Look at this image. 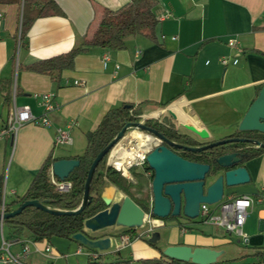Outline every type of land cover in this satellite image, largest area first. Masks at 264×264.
Instances as JSON below:
<instances>
[{
  "label": "crops",
  "instance_id": "1",
  "mask_svg": "<svg viewBox=\"0 0 264 264\" xmlns=\"http://www.w3.org/2000/svg\"><path fill=\"white\" fill-rule=\"evenodd\" d=\"M131 1L56 0L64 14L37 19L23 39V3L0 4V124L7 121L14 106H29L40 116L43 108L35 95L52 93L57 105L49 113L52 126L28 123L19 129L14 146L11 140L1 142L4 152L11 146L13 150L10 169L14 181L6 202L11 208H18L15 202L25 196L48 158L82 156L87 134L96 131L112 109L131 106L140 117L150 115L149 119L170 124L200 144L239 132L240 123L264 86V0H158L155 40L134 36L126 39L123 50L91 48L76 57L73 68L60 74L28 70L36 62L80 47L93 36L105 10H119ZM230 39L237 41V48L229 46ZM105 56H109L106 66ZM222 57L229 59L228 66L220 63ZM235 59L236 65L232 64ZM75 81L82 84L75 85ZM168 107L206 129L210 138L202 140L185 131L166 111ZM71 122L75 123L70 131L72 143L56 146V129ZM240 150L257 153L244 162L251 181L226 188L223 200L242 195L255 199L243 227L246 238L236 236L242 248L233 246L231 233L201 219L152 215L144 227L134 229V235L123 234L128 228L117 226L97 232L86 229L85 235L92 240L111 238L107 251H91L68 238L37 242L27 230L14 233L3 223L0 233L11 243L14 254H20L29 243L31 252L22 259L24 264H88L98 256L110 260L116 252L134 261L155 259L160 257L159 251L139 237L144 233L148 238L154 232L161 234L157 246L162 250L173 245L205 247L222 253L218 262L246 256L249 264H264V152L259 154L251 144L240 146ZM108 160L109 156L106 165ZM131 172L124 177L136 183ZM102 196L122 201L128 195L108 182ZM4 227H8L7 234ZM122 235L130 237L123 247ZM47 246L51 247L49 253Z\"/></svg>",
  "mask_w": 264,
  "mask_h": 264
},
{
  "label": "trees",
  "instance_id": "2",
  "mask_svg": "<svg viewBox=\"0 0 264 264\" xmlns=\"http://www.w3.org/2000/svg\"><path fill=\"white\" fill-rule=\"evenodd\" d=\"M23 3V17L21 24V39L29 31L32 24L39 18L61 16L62 9L56 0H0V4H20ZM158 0H132L129 4L119 10H105L98 27L89 39H85L80 47L71 51L42 60L28 66V70L38 73L53 75L60 74L64 70L71 69L74 66L76 57L91 48H104L108 50H123L126 47V39L134 36H142L151 40L156 39V30L158 18L154 9ZM140 112L132 108L122 106L110 110L96 131L87 134V146L84 154L78 157L80 166L77 167L67 179L72 183V189L68 193H59L55 190L49 180V173L54 162V158H48L33 182L20 200L15 203L18 207L27 200H37L52 210L71 211L77 209L83 200L85 184L89 169L98 153L108 146L128 123H139L141 121ZM144 123L162 134L168 139L181 145L198 147L206 144H200L192 137L180 134L176 128L170 124L162 123L155 119H148ZM157 127V128H156ZM252 138L257 139L264 144V134L257 132H237L229 138ZM245 144H232L214 148L202 154L186 152L182 155L187 160L207 163L210 162V156H219L224 153L234 151ZM259 154L264 152L263 148H258ZM245 161L255 157L257 153H248ZM107 155L99 164L90 187L92 202L78 215H52L34 207L25 209L20 215L3 221V226L7 225L13 229L14 233L27 230L31 239L37 242L50 240L53 237L72 239L77 233L86 234L85 221L98 212L107 208L103 199L102 192L106 183H111L125 192L138 206L146 213H151L152 188L151 183L145 176L137 177L132 172L136 183L125 178L121 172L111 166H107ZM136 168V167H134ZM132 168V170L134 169ZM146 169L149 170L146 163ZM4 184L0 177V206L2 205ZM15 209L6 203L5 212H11ZM134 235V229H126L123 234ZM87 235V234H86ZM150 246L159 251L160 257L155 259H143L134 261L133 259H124L119 252L112 253L109 261H104L102 256L92 258L88 264H193L191 262H181L171 259L164 255L163 250L158 248L157 244L148 242ZM97 252V250L90 249ZM125 262H116L118 260ZM232 260V264H237ZM225 264V263H224Z\"/></svg>",
  "mask_w": 264,
  "mask_h": 264
},
{
  "label": "water",
  "instance_id": "3",
  "mask_svg": "<svg viewBox=\"0 0 264 264\" xmlns=\"http://www.w3.org/2000/svg\"><path fill=\"white\" fill-rule=\"evenodd\" d=\"M126 107L130 108L131 106ZM166 111L184 130L202 140L210 138L206 129L198 128L178 111L171 107H168ZM129 130H139L162 141L161 145L154 147L146 154V163L149 170L153 172L151 215L160 219L183 217L188 220H196L200 214L201 204L214 205L223 200L226 188L245 185L251 181L250 174L244 165L247 156L244 152L234 150L219 156H210V162L201 163L185 159L179 155L178 150L202 154L214 148L232 144H251L264 149V144L258 140L239 137L226 138L198 147L185 146L171 141L164 134L148 127L143 122L128 123L116 138L98 153L91 164L86 179L84 197L77 209L71 211L52 210L37 200H27L11 212H0V223L20 215L29 207L57 216L80 214L92 202L90 187L99 164L107 155L111 154L113 149L126 137ZM238 130L243 133L264 134V86L240 123ZM79 166L80 160L78 159H61L54 162L51 169L55 177L64 181ZM102 199L107 208L87 219L84 224L85 229L92 232L115 226L138 229L146 224L148 219L146 212L129 196H125L122 201H114L112 197L103 196ZM72 239L89 249L98 251H107L112 244L110 237L92 240L84 233H77L73 235ZM160 239L161 234L154 232L149 237V242L157 244ZM163 253L171 259L193 264H215L222 255L217 250L205 247L192 248L187 245L168 246L163 250ZM125 261L122 259L116 262Z\"/></svg>",
  "mask_w": 264,
  "mask_h": 264
},
{
  "label": "built area",
  "instance_id": "4",
  "mask_svg": "<svg viewBox=\"0 0 264 264\" xmlns=\"http://www.w3.org/2000/svg\"><path fill=\"white\" fill-rule=\"evenodd\" d=\"M168 16L169 14H167L164 17H168ZM164 17H162L161 19H163ZM173 39H175V37ZM228 44L231 48H237V41L235 39H230L228 41ZM108 61H109V56H105L104 66L107 65ZM220 63L223 66H228L230 61L227 57H222L220 58ZM237 63H238L237 59L232 61V64L234 65H236ZM74 83L75 85L82 84V82L79 81H75ZM35 97H39L40 105L43 108V113L40 116H35L32 113L29 106H22V107L14 106L13 109L10 111L7 121H5L3 124H0V143L5 140H11L12 146H14L15 137L19 129L28 123H33L35 125L43 126V127L52 126V121L49 117V113L52 112L57 107V105L53 102L54 94L45 93L38 96L35 95ZM146 118H147L146 116H142L141 117L142 120L140 122L144 123L147 120ZM74 125L75 123L71 122L65 128L58 127L56 129V138H55L56 146H68L72 143L70 131ZM136 131L137 130H134V132ZM140 133L146 134L144 132H140ZM130 135L131 134L125 137L124 140H126L128 143H130L131 141L134 144L135 140L128 139ZM157 141H158L157 144H153L149 147V149H147L144 157L140 161L131 162L126 169L124 167L123 168L119 167L117 163L118 152L115 151L117 146L119 145L118 144L109 155V160H108L109 162L107 166H111L115 168L117 171L121 172V174L125 177L129 176L128 174L129 170H131L132 168L134 167L142 168L145 177L148 178V180L151 183L153 179V174L150 170L146 169V154L154 147L162 144V141H160L159 139H157ZM49 180L50 183L55 188V190L58 191L59 193H68L72 189V183L68 180H64V181L59 180L57 177L54 176L52 169L50 170L49 173ZM258 201L261 200L258 199ZM254 203H255V199L248 195H242L236 198L222 200L214 205H208L203 203L200 206V214L198 219H201L206 224L219 226L225 229L228 233L235 234L240 238H246V235L243 233V227L247 221L250 210L254 206ZM5 205H6V201L5 198H3L2 205L0 207V212L2 213L5 212ZM150 207L152 209V199H151ZM147 216L150 217L151 213L150 214L147 213ZM120 239H121V246L123 247L125 244L129 242L130 237L126 235H122ZM10 247H11V243L6 241L3 238V234H2V242L0 245V264H24L22 262V259L28 256L31 252L29 243L27 242V244L23 247L20 254L12 253ZM45 251L49 253L51 251V247L47 246L45 248Z\"/></svg>",
  "mask_w": 264,
  "mask_h": 264
},
{
  "label": "rangeland",
  "instance_id": "5",
  "mask_svg": "<svg viewBox=\"0 0 264 264\" xmlns=\"http://www.w3.org/2000/svg\"><path fill=\"white\" fill-rule=\"evenodd\" d=\"M149 117H150V115L149 116H147V118L146 119H149ZM167 118H169V117H167ZM169 120H170V118H169ZM181 130H183V129H181ZM186 131V130H185ZM134 132V130H129L128 131V133H127V135H126V137L129 135V134H131V133H133ZM136 132H142V131H139V130H137ZM128 139H130V137L128 138ZM124 140V139H123ZM122 140V141H123ZM61 148V147H60ZM12 155H13V150H12V146L9 148V149H6V152H4V144H0V177L2 178V180H3V184H4V190H3V198H5V201L7 202V201H10V197H11V195H10V193H9V191H11V185H12V183H13V170L11 171V169H10V165H11V161H12ZM132 173L134 174V175H136L137 177H139V176H143L144 175V172H143V169L142 168H134L133 170H132ZM8 227H4V233L5 234H7L8 232H7V229ZM231 235H233L232 237H233V239H234V245L233 246H235L236 248H239V247H241L242 248V245L240 244V243H238V240L236 239V236L237 235H235V234H231ZM139 237L140 238H142L143 240H145L146 242H149V237L147 238L146 237V235L143 233V234H139ZM238 237V236H237ZM240 238V237H239ZM1 242H2V234L0 233V245H1ZM239 246V247H238ZM237 251H240V250H237ZM236 256V254H233V256ZM248 259H250V258H247L246 256L245 257H243V258H241L240 260L238 259L237 261H235L237 264H249L250 263V261H248ZM103 260L104 261H109V259L108 258H105V257H103ZM232 260H228V261H219V262H217V263H215V264H232V262H231Z\"/></svg>",
  "mask_w": 264,
  "mask_h": 264
},
{
  "label": "bare ground",
  "instance_id": "6",
  "mask_svg": "<svg viewBox=\"0 0 264 264\" xmlns=\"http://www.w3.org/2000/svg\"><path fill=\"white\" fill-rule=\"evenodd\" d=\"M131 140H135L133 144L131 141L128 143L126 140L119 143L115 152H118L117 163L121 168H127L131 162L140 161L147 149L153 144H157L158 141L149 134H143L140 132H133L130 135Z\"/></svg>",
  "mask_w": 264,
  "mask_h": 264
},
{
  "label": "flooded vegetation",
  "instance_id": "7",
  "mask_svg": "<svg viewBox=\"0 0 264 264\" xmlns=\"http://www.w3.org/2000/svg\"><path fill=\"white\" fill-rule=\"evenodd\" d=\"M145 125H146V123H144ZM148 127H150V126H148ZM152 128V127H151ZM157 128V127H156ZM154 129V128H153ZM250 139H252V138H250ZM253 140H257L256 138L255 139H253ZM197 147V146H196ZM235 150H239V151H242V150H240V148L238 147L237 149H235ZM178 153H179V155H183V154H185L186 152L185 151H182V150H178L177 151ZM190 153V152H189ZM152 172V171H151ZM152 174H153V172H152Z\"/></svg>",
  "mask_w": 264,
  "mask_h": 264
}]
</instances>
